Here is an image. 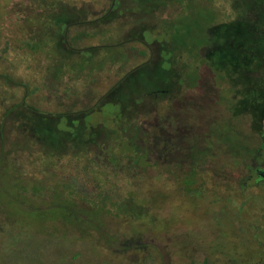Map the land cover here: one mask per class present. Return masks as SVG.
I'll return each mask as SVG.
<instances>
[{
    "label": "rangeland",
    "instance_id": "1",
    "mask_svg": "<svg viewBox=\"0 0 264 264\" xmlns=\"http://www.w3.org/2000/svg\"><path fill=\"white\" fill-rule=\"evenodd\" d=\"M230 1L189 0L183 10L165 9L163 18L172 19L178 43L189 46L196 21L204 24L209 18L206 10L217 22L233 17ZM28 12L27 0H0V74L11 82L9 87L18 86L16 93H9L0 80V264H264V136L261 156L250 163L259 172L250 171L241 186L219 179L211 170L186 171L187 159L196 153L190 140L200 134L197 109L206 108L210 115L216 108L210 100L199 104L195 89L180 88L160 96L151 90L140 99L149 115H138L150 136L143 135L145 142H140L148 151L147 162L141 152L125 148L120 130L109 128L115 107L95 108L103 90L123 77L113 71L119 63L90 80L68 78L50 92L31 91L37 75L20 59L21 41H17L29 31ZM121 21L113 23L119 33L113 41L122 36ZM170 23L159 25L165 29ZM104 33L111 36L107 29ZM135 43L128 50L137 56L135 60L130 55L133 65L150 56L148 51L138 56L142 47ZM162 50L157 48L159 54ZM124 54L117 49L103 58L121 63ZM216 86L224 109L232 92L224 79ZM6 98L17 114L2 120ZM24 109L34 111L31 118L43 120L46 126L48 116L92 109L85 122L92 126L88 134L98 151L94 148V156L77 149L44 154L32 134L58 150L67 145L66 139L52 131L33 129L29 136L20 130ZM171 127L179 129L177 138ZM185 127L191 130L188 136ZM103 140L110 145L100 155L98 142ZM209 165L215 169L224 164L215 166L210 158Z\"/></svg>",
    "mask_w": 264,
    "mask_h": 264
},
{
    "label": "trees",
    "instance_id": "2",
    "mask_svg": "<svg viewBox=\"0 0 264 264\" xmlns=\"http://www.w3.org/2000/svg\"><path fill=\"white\" fill-rule=\"evenodd\" d=\"M27 1L29 12L25 24L29 31L17 41H21L18 50L23 57L20 59L37 75V85L31 89L32 92H50L53 85L56 88L57 84L68 78L90 80L96 74L111 72L119 63L113 71L115 76L124 74L123 77L103 90L105 93L95 108L100 110L105 105L115 107L111 111H117V114L112 115L113 125L109 128L120 130V135L127 141L125 148L132 153L141 152L148 162V151L140 145V142H145L143 135L146 136V130L138 118L139 114L149 115L140 106L145 92L154 90L160 96L180 88L186 91L195 89V100L199 104L210 100L216 109L213 108L210 115L206 108L197 109L195 122L200 134L190 140L196 153L190 154L189 159L186 157L189 165L186 171L211 170L219 179L238 184L250 171H257L251 168L250 163L261 156L260 140L264 136V0H231L233 17L222 22L215 21L213 12L206 10L209 18L204 24L196 21L194 42L189 46L186 42L178 43V31L177 28L172 29V19L163 18L165 9L183 10L189 0ZM118 18L123 19L122 36L113 41L114 36L119 34L116 32L118 28L113 27ZM162 21H168L170 26L163 29L159 25ZM104 29L110 32V37L102 34ZM145 31L148 33H143ZM133 41L142 47L137 51L138 56L144 57L145 51L150 55L135 65L133 62L137 56L135 58L128 51L132 49L130 43ZM152 43H157V46H148ZM92 46L96 48L85 49ZM158 47L163 48V53H158ZM117 49L125 53L120 56L121 63L116 58L104 59L105 53ZM190 78L192 81H189ZM222 79L227 81L232 92L231 101H227L224 109H220L219 89L216 86L217 81ZM0 80L7 86L11 83L3 74H0ZM10 87L5 88L6 91L16 93L17 84ZM7 101L6 98L7 109L3 112L2 120L17 114ZM20 106L24 108L22 104ZM92 111H62L59 115L48 116L49 125L46 126L43 120L31 118L29 113L36 115L34 111L24 109L20 111L24 115V125L19 129L25 130L29 136L33 129H37L65 137L68 146L65 145L63 149L59 147L58 150L50 142L32 134L44 154L51 150L64 153L77 149L94 156L97 143L89 138L92 126L85 122ZM174 128L170 130H175L177 138L179 129ZM185 128L188 131L184 136L190 135V128ZM77 132L79 137L75 136ZM0 137H3L1 130ZM98 145L102 149L98 153L103 155L110 144L103 140ZM210 146L212 151L209 150ZM210 158H213L215 166L220 162L224 165L214 169L209 165Z\"/></svg>",
    "mask_w": 264,
    "mask_h": 264
},
{
    "label": "water",
    "instance_id": "3",
    "mask_svg": "<svg viewBox=\"0 0 264 264\" xmlns=\"http://www.w3.org/2000/svg\"><path fill=\"white\" fill-rule=\"evenodd\" d=\"M94 48H96V47L95 46H92V47H88V48H85V49L90 50V49H94ZM136 68H138V67H136ZM136 68H134L133 70H135Z\"/></svg>",
    "mask_w": 264,
    "mask_h": 264
},
{
    "label": "flooded vegetation",
    "instance_id": "4",
    "mask_svg": "<svg viewBox=\"0 0 264 264\" xmlns=\"http://www.w3.org/2000/svg\"><path fill=\"white\" fill-rule=\"evenodd\" d=\"M210 149H211V146L209 147V150H210ZM210 151H212V149H211ZM256 172L258 173V172H259V170H257Z\"/></svg>",
    "mask_w": 264,
    "mask_h": 264
}]
</instances>
